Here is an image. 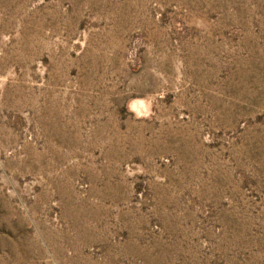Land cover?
I'll use <instances>...</instances> for the list:
<instances>
[{"label": "rangeland", "instance_id": "rangeland-1", "mask_svg": "<svg viewBox=\"0 0 264 264\" xmlns=\"http://www.w3.org/2000/svg\"><path fill=\"white\" fill-rule=\"evenodd\" d=\"M0 264H264V0H0Z\"/></svg>", "mask_w": 264, "mask_h": 264}]
</instances>
